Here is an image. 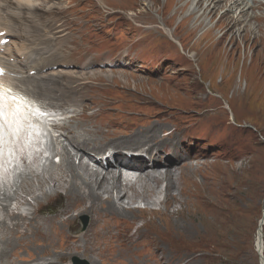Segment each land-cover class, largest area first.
Instances as JSON below:
<instances>
[{
	"label": "bare ground",
	"instance_id": "6f19581e",
	"mask_svg": "<svg viewBox=\"0 0 264 264\" xmlns=\"http://www.w3.org/2000/svg\"><path fill=\"white\" fill-rule=\"evenodd\" d=\"M51 1L0 0V65L6 71L2 80L4 85H11L31 97L45 110L61 113L62 118L54 121L53 128L58 136L52 141V152L61 159V163L56 166L59 173L52 172L48 178L40 179L41 175L30 169L38 181L26 178L20 194L13 190L12 184L4 185L0 181V195L2 189L14 192L12 196L5 192L0 197V257L10 253L5 264H15L13 259L23 252H29L32 256L26 261L29 264L35 258L44 260V264H68L75 256L85 257L91 264H98L99 260L105 258L117 264H190L191 258L202 261L210 257L212 252L202 248L206 241L216 242L220 239L233 243L237 238L235 214L230 215L228 231L222 232L218 209L214 206L208 211L203 209L208 200L203 193L206 184L198 180L203 166L202 155L193 154L190 147H185L188 141H182L176 127L169 129V123L163 118L153 121V117L148 118V114L136 108L148 104L147 100L136 95L123 96L121 100L109 95L107 98L95 97L90 89L98 86L89 84V81H75L72 84L64 78L71 83V87L64 88L58 94L40 86V78L46 81L69 76L79 80L82 78L77 75L80 71L84 72H81L82 75L90 76L94 73L91 67L99 63L110 64L117 60L124 68L131 66L127 52L123 55L113 54L106 44L90 33L88 26L81 30L80 20H76L74 26L70 17L74 9L70 8L65 13L67 9H61L64 8L61 4L58 7L57 3ZM146 2L152 9L153 1ZM178 5L172 15L168 13L170 19L181 17L187 8H191L188 17L170 28L165 10L158 11L157 15L164 24H160L161 28H148V33L158 37L160 29L173 40L178 38L176 33L179 28H184L190 36H198L197 33L204 27V33L213 34L218 25H210L208 19L212 21L217 11H226L221 17L226 25L224 34L215 42H205L200 40L201 37L197 39L198 42L191 47L196 48L195 54L190 58L198 57L199 50H212L215 53L223 45L228 47L224 42L228 35L235 42L239 38H246L242 36L244 32L249 36L256 31L254 38L264 40L263 0H178ZM257 10L261 16L255 14ZM256 23L258 25L254 28ZM94 39L97 45H94ZM7 40L9 42L5 44ZM178 42L186 52L184 41L180 39ZM44 45L46 53L42 54ZM42 64L47 69L59 65L73 69L58 70L69 71L65 73L54 71L42 75ZM105 77L109 78L107 75ZM6 96L2 97L9 100ZM189 98L188 101L192 100ZM102 99L106 105L114 107L110 109L118 111L117 118L125 124L122 129L115 130L110 122H106L101 109H91L92 101L96 105H103ZM227 100L225 94L207 98V102L211 103L209 112L213 113L215 124L221 119V104H226L233 113ZM156 101L169 110L187 112V108L191 107L192 112L200 111L194 104H188L189 107L170 105V101L164 97ZM5 104L8 105L0 101V110ZM195 104L196 107L201 105ZM175 111L155 112L184 119L193 116L192 113V116L186 117L185 113V117L180 116ZM232 117L236 123L237 117ZM8 123L9 130L0 132V136H5L2 143L8 142L9 147L13 148V137L17 136V132L12 130L19 128L12 127L10 120ZM165 141L173 146L167 147ZM69 147L73 149L78 163ZM141 147L145 151L138 152ZM169 151L174 155L181 154L184 159L188 157L191 161L177 167L174 156L167 157ZM175 157L179 158L180 155ZM3 159V155H0V163ZM22 160H25V156ZM34 162L38 166L39 161ZM194 162H197L196 166ZM28 198L34 200L37 208L35 206L36 210L33 207L32 212L22 213L19 211L22 206L32 207ZM141 203L145 205L144 208L138 207ZM13 204H16V210L12 209ZM139 212L151 215V220L143 222L144 217ZM81 214L90 217V225L79 233L78 219ZM259 237L257 245L261 253V234ZM151 251L154 253L151 254Z\"/></svg>",
	"mask_w": 264,
	"mask_h": 264
},
{
	"label": "rangeland",
	"instance_id": "374dc122",
	"mask_svg": "<svg viewBox=\"0 0 264 264\" xmlns=\"http://www.w3.org/2000/svg\"><path fill=\"white\" fill-rule=\"evenodd\" d=\"M56 1L52 0L51 2L57 3L58 7L61 4L64 7L61 9H67L64 11L65 13L74 9L75 11L70 16L73 24L80 20L81 30H84V26H88L90 33L101 40V43L106 44L113 54L123 55L127 52L129 54L127 59L131 60V66L124 68L122 67L123 64L117 60L110 64L99 63L91 67L90 70H93L92 72L94 73L90 76L82 75L84 72L80 71L77 75L78 77L80 76L79 78H82L79 80L69 76L46 79V81L40 78V86L58 94L64 88H70L71 83L89 81V84L95 87L98 86L97 88L90 89L91 93H95V97L107 98L109 95L121 100L123 96L136 95L147 100L148 104L138 105L136 108L140 109V112L148 114V118L153 117V121L159 120V117L163 118L169 123V129L176 127L179 130L178 133L182 136V141H188V143H185L186 145L188 144L185 147H190L193 154L198 153L202 155L201 161L203 166L201 167L202 170L200 171L198 180L206 184L204 185L205 189L203 193L207 196L205 199L208 200V203L204 204L203 209H207L208 211L213 206L218 209L221 218L220 224L223 226L222 232L228 231L230 215L235 214L236 216V240L233 243L220 239L216 242L206 241L202 248L212 252V256L209 255L210 257L207 256L208 258L202 261L191 258L190 264H196V262L197 264H263L264 40L258 41L254 38L256 37L254 35L257 34L256 31L253 35L249 36H246L247 33L244 32L242 36L246 38H239L235 42H232L233 37L228 35L224 41L226 43L225 46L228 47H224L223 45L222 49H218L215 53L212 50H199L198 57L196 56L193 59L190 56L195 54L196 48L191 47L194 43L198 42L197 39L201 37L200 40H204L205 42H215L226 31L224 20H221V17L226 12L225 10L217 11L212 21L211 18L208 19L207 22L210 25H218L217 30L213 34L204 33L206 29L203 27L197 33L198 36H190L184 28H179L176 33L178 38L173 39V41L171 37L160 29L158 31L161 34L158 33V37L151 35L148 33L150 31L148 28L154 26L161 28L160 24H164V21L157 15L158 11L161 10H165L164 12L168 16L167 25L170 28L176 27L184 17H188L189 9L191 10V8H187L181 17L178 16L170 19L172 13L181 5L177 6L178 0H169L170 2L168 0H152V9L146 0ZM61 9L58 8V11H61ZM168 13H171V15ZM255 14L261 16V12L258 10ZM257 25L256 23L253 27L256 28ZM262 26H264V22H262ZM179 38L184 41V44L187 46L185 49L188 52L182 49V45L178 42ZM93 41L94 45H97L96 39ZM42 50V54L46 53L45 45ZM61 69L72 70L73 68L59 65L47 69L45 68V64H42L40 71L42 75H45L48 72ZM58 72L65 73L69 71ZM104 74L109 76V78H106ZM125 77L126 80L124 79ZM64 78L68 79L71 83L63 80ZM135 84L137 85L133 86ZM219 94H225V97L228 99L227 102L230 101L234 114L227 108L226 104H221L220 107L223 113L221 112L220 114V122L215 124L214 115L212 112H209L211 103L207 102V98L210 96L215 97ZM163 97L170 101V105L173 103L189 107L188 104H194L193 106L200 111H196L197 113L192 112L191 110L193 109L191 107L187 108V112L179 111L178 109H165V107H162L156 101L157 99L161 100ZM189 97L192 99L190 100L191 103L188 101ZM87 98L93 100L92 97ZM125 100L128 101L127 99ZM101 101L103 105H96L92 101L90 103L91 109H101L106 122H110L115 130L122 129L125 124L123 120L117 118L118 111L110 109L114 107L106 105L103 99ZM195 102L201 103V105L196 107L197 104ZM129 103L131 104V101ZM203 107L206 109H203ZM160 110L173 112L176 110L175 112L178 115L181 114L180 116L185 117L186 114V117H188L191 113L193 116L191 115L190 119H184L179 118V116L173 117L168 114L161 115L155 112L159 113ZM52 112L56 111L52 110ZM55 114H60L61 116V113ZM233 115L237 117L236 123L232 120ZM61 119L59 116L55 118L56 121H60ZM164 144L169 147L170 142L165 141ZM69 150L72 152L76 163H78L73 149L69 147ZM142 151H145L143 147L138 152ZM166 155L169 158L174 156L177 167L191 161L190 158L184 159L181 157V154L177 153V155H174L171 151L167 152ZM179 155V158L175 157ZM124 156H126L125 153ZM60 160L59 164L61 163ZM196 163H193L194 166H196ZM59 164L50 162L48 166L32 171L38 172L41 175L40 179H43V177L48 178L52 172L59 173V168L56 167ZM95 168L97 169L98 167ZM29 171L31 170L27 169L24 175L16 178L17 185L12 184L14 186L13 190L16 188L15 192L18 194L21 193V187L26 178L35 182L38 181L34 173H30ZM98 171L103 170L99 169ZM2 190L3 192L0 197L5 192L11 193L9 196H12L14 193L11 190L10 192L5 189ZM28 202L32 207L22 206L19 210L20 212H32V208H35L36 204L32 198H28ZM208 206L209 208H207ZM11 207L13 210L17 209L16 204H13ZM138 207L144 208L145 205L141 203ZM139 215L144 217L143 222L150 221L152 218L151 215L140 212ZM85 218L89 219L88 224L90 225V217L81 214L78 219V224L80 225L79 233L84 232L89 227H84ZM260 234L262 241L261 253H259L257 245ZM152 252L154 253V251H151V254ZM9 254L5 253L0 257V264L8 262L10 258ZM74 258L78 259L80 264H91L85 257L75 256ZM28 259H32L30 253L23 252L19 257L15 256L13 262L15 264H29V261L26 262ZM34 261H32V264L46 263L44 260L36 258ZM71 261L68 264H71ZM98 264H117V262L105 258L99 260ZM161 264H166V262H161Z\"/></svg>",
	"mask_w": 264,
	"mask_h": 264
},
{
	"label": "water",
	"instance_id": "95a60500",
	"mask_svg": "<svg viewBox=\"0 0 264 264\" xmlns=\"http://www.w3.org/2000/svg\"><path fill=\"white\" fill-rule=\"evenodd\" d=\"M84 225H85V227H86V226H87V223H85ZM261 257H262V256H261ZM78 262H79V261L76 260V261H75V264H78ZM262 263L264 264V260H263V259H262Z\"/></svg>",
	"mask_w": 264,
	"mask_h": 264
}]
</instances>
